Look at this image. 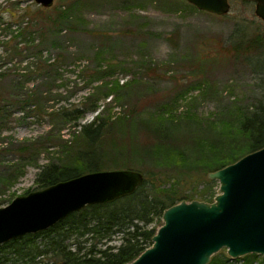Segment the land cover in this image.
Instances as JSON below:
<instances>
[{
  "label": "rangeland",
  "instance_id": "374dc122",
  "mask_svg": "<svg viewBox=\"0 0 264 264\" xmlns=\"http://www.w3.org/2000/svg\"><path fill=\"white\" fill-rule=\"evenodd\" d=\"M72 2L70 22L53 31L45 43L46 48L51 46L48 49L55 58L54 65L42 76L28 78L25 86L49 98L44 102L47 111L84 102L85 96L98 91L92 100L97 101L99 109L87 111L77 123L91 121L101 109L113 117L127 109L132 111L129 126L135 135L107 134L99 145L101 170L128 168L141 172L145 168L134 161L140 150L131 156V143L137 147L153 143L147 126L155 121L154 112L161 107L177 115L179 128L174 143L191 152L194 130L182 113L189 115V121L206 127L210 122L230 119L229 113L237 108L254 107L261 99L264 50L246 54L239 49L237 54L230 46L256 35L264 39V22L255 15L253 2L229 0L225 15L198 10L186 0H54L49 8ZM26 6L39 5L34 0H0V15L6 18V10L19 12ZM2 26L0 21L1 62L7 61L5 51L9 49L3 42ZM23 66L24 62L16 59L3 63L2 68L7 67L10 76L3 80L2 90L8 92L16 80L24 78ZM113 84L118 87L116 92L104 95ZM74 124L47 115L24 117L14 111L1 125L0 141L24 142L50 129L70 140L79 128ZM81 144V140L76 141V146ZM36 157L37 165L42 166L74 159V154L60 153L55 143H44ZM163 170L166 175L162 187H169L175 174L167 167ZM39 171V167L28 165L12 187L2 190L0 206L39 190ZM180 182L186 190H200L204 184L195 177ZM161 224L162 220L152 225L158 228ZM119 237L112 235L107 244L119 245ZM247 255L230 258L226 248H221L212 256L226 259L227 264H245L248 259L250 264H264L262 255Z\"/></svg>",
  "mask_w": 264,
  "mask_h": 264
},
{
  "label": "trees",
  "instance_id": "16d2710c",
  "mask_svg": "<svg viewBox=\"0 0 264 264\" xmlns=\"http://www.w3.org/2000/svg\"><path fill=\"white\" fill-rule=\"evenodd\" d=\"M72 6L73 2L54 9L26 6L19 12L6 10V18L0 15L3 42L9 48L5 51L7 61L0 60V130L14 111L21 112L24 117L47 115L62 123L74 122V126L79 127L70 140L62 139L50 129L47 134L24 142L0 141V193L12 187L28 165L40 168L36 179L40 189L86 172L101 170L99 145L107 134L114 132L119 137L135 135L129 126L133 120L130 109L115 117L101 109L91 121L77 123L87 111L96 112L99 109L97 101L92 100L98 91L85 96L84 102L59 105L47 111L44 102L49 98L25 86L28 78L38 77L54 65L55 58L48 49L51 46L46 48L45 43L53 31L56 33V30H61L70 22ZM263 40L256 35L245 43L238 42L230 46L237 54L239 49L248 54L264 50ZM15 59L18 63L24 62V78L16 80L5 92L2 82L10 76V70L2 68L3 63ZM262 81L264 86V78ZM117 88L115 84L111 85L104 95L115 93ZM182 115L194 130L191 152H187L185 146L179 147L174 143L179 128L177 115L161 107L154 112L155 121L147 126L153 143L141 144L139 147L131 143V156L135 150H140L138 159L133 160L145 167L141 170L143 182L133 192L112 201L86 205L47 229L2 243L0 264L7 261L12 264L16 261L24 264H125L152 244L151 237L157 229L152 224L161 220L164 209L181 200L198 198L211 202L218 183L209 179L207 173L264 146V89L254 107L237 108L235 112L229 113L230 119L226 121L210 122L206 127H201L189 121L187 113ZM79 140L82 144L76 146ZM44 143L49 146L55 143L60 153L72 152L74 159L37 165L36 155ZM165 167L175 174L169 187H162L166 175L162 169ZM192 177L203 180L202 189L181 188L180 181ZM114 234L120 236V244L108 245ZM99 244L105 247L101 248ZM250 262L248 259L245 264ZM207 264L227 263L226 259L212 256Z\"/></svg>",
  "mask_w": 264,
  "mask_h": 264
},
{
  "label": "water",
  "instance_id": "95a60500",
  "mask_svg": "<svg viewBox=\"0 0 264 264\" xmlns=\"http://www.w3.org/2000/svg\"><path fill=\"white\" fill-rule=\"evenodd\" d=\"M34 1L45 8L54 2ZM186 1L215 15L230 8L229 0ZM247 1L264 22V0ZM207 177L218 182L213 200H181L164 209L152 244L125 264H207L221 248L230 258L264 257V146ZM143 179L140 171L128 168L97 170L19 195L0 206V245L47 229L86 205L131 193Z\"/></svg>",
  "mask_w": 264,
  "mask_h": 264
}]
</instances>
